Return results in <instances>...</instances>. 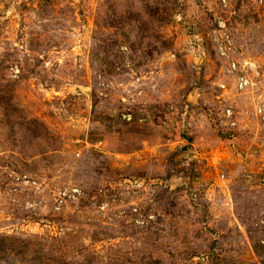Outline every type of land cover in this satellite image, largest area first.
Wrapping results in <instances>:
<instances>
[{"label":"rangeland","instance_id":"rangeland-1","mask_svg":"<svg viewBox=\"0 0 264 264\" xmlns=\"http://www.w3.org/2000/svg\"><path fill=\"white\" fill-rule=\"evenodd\" d=\"M0 264H264V0H0Z\"/></svg>","mask_w":264,"mask_h":264},{"label":"built area","instance_id":"built-area-1","mask_svg":"<svg viewBox=\"0 0 264 264\" xmlns=\"http://www.w3.org/2000/svg\"><path fill=\"white\" fill-rule=\"evenodd\" d=\"M220 52H221L222 55L225 54V53H223L221 50H220ZM238 82H239V83H238V86H239L240 88H242L243 86L246 85V83H247V79H245L244 77H240ZM228 112H229V111H228ZM260 112H261V109H260ZM63 193H64V192H63ZM63 193H62V194H63ZM73 194H77V190L73 191Z\"/></svg>","mask_w":264,"mask_h":264}]
</instances>
